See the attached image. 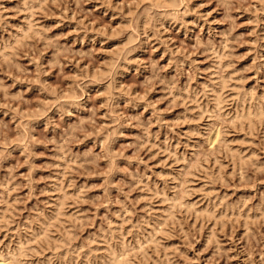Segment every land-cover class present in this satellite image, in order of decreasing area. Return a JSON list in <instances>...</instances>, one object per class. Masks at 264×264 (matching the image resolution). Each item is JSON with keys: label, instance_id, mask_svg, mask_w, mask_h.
Listing matches in <instances>:
<instances>
[{"label": "rangeland", "instance_id": "rangeland-1", "mask_svg": "<svg viewBox=\"0 0 264 264\" xmlns=\"http://www.w3.org/2000/svg\"><path fill=\"white\" fill-rule=\"evenodd\" d=\"M173 1L0 0V264H264V0Z\"/></svg>", "mask_w": 264, "mask_h": 264}, {"label": "bare ground", "instance_id": "bare-ground-1", "mask_svg": "<svg viewBox=\"0 0 264 264\" xmlns=\"http://www.w3.org/2000/svg\"><path fill=\"white\" fill-rule=\"evenodd\" d=\"M163 2H165V4L164 5H166L167 4V6L168 5H170L171 6V4H175L176 3V1H175V3H173L174 1L173 0H163ZM159 3H160V1H159ZM162 3V2H161ZM176 5V4H175ZM174 5V6H175ZM166 7V6H165ZM164 14H165V12H164ZM167 14V13H166ZM162 15V14H161ZM163 16V15H162ZM147 17V16H146ZM148 18L150 19V17L148 16ZM145 19H147V18H145ZM148 19V20H149ZM143 20V19H142ZM148 20L146 21V22H148ZM139 24V23H138ZM145 24V23H144ZM147 24V23H146ZM144 26V25H143ZM144 27H146V26H144ZM227 79V78H226ZM227 83V82H226ZM226 86V85H225ZM228 86V85H227ZM223 87H224V84H223ZM218 92V91H217ZM216 94V93H215ZM220 94V93H219ZM218 95V94H217ZM221 95V94H220ZM219 95V96H220ZM217 97V96H216ZM220 97H222V96H220ZM219 98H217V100H218ZM216 100V99H215ZM217 103V102H216ZM259 107H260V105H259ZM262 107H263V105H262ZM252 108H253V106H252ZM245 109V108H244ZM244 109H243V111H244ZM254 110V109H253ZM252 112V111H251ZM246 115V114H245ZM245 115H243L244 117H245ZM254 116V115H253ZM256 116H258L259 117V120H264V107L263 108H259V110H258V112H256ZM256 118V117H255ZM241 119H242V117H241ZM247 119L250 121V122H252L253 121V117H252V113H250L248 116H247ZM245 120V119H244ZM255 121V120H254ZM261 121V122H262ZM248 122V121H247ZM260 122V121H259ZM264 122V121H263ZM244 125V124H243ZM62 200H63V198H62ZM65 203V202H64ZM64 206V205H63ZM62 206V207H63ZM61 207V206H60ZM60 209V208H59ZM58 209V210H59ZM57 210V211H58ZM60 210H62V209H60ZM59 212V211H58ZM60 213V212H59ZM59 213H58V215H59ZM22 248V247H21ZM115 260H114V264H126V260L125 259H121V258H114ZM6 264V263H5ZM7 264H9V263H7Z\"/></svg>", "mask_w": 264, "mask_h": 264}]
</instances>
